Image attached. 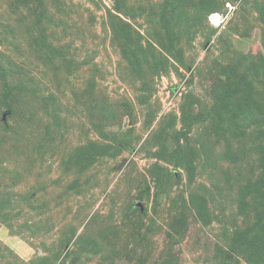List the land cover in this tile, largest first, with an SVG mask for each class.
<instances>
[{"label": "rangeland", "instance_id": "374dc122", "mask_svg": "<svg viewBox=\"0 0 264 264\" xmlns=\"http://www.w3.org/2000/svg\"><path fill=\"white\" fill-rule=\"evenodd\" d=\"M0 264H264V0H0Z\"/></svg>", "mask_w": 264, "mask_h": 264}, {"label": "water", "instance_id": "95a60500", "mask_svg": "<svg viewBox=\"0 0 264 264\" xmlns=\"http://www.w3.org/2000/svg\"><path fill=\"white\" fill-rule=\"evenodd\" d=\"M126 161H124L122 164L119 165V167H122L123 165H125ZM140 206H142L141 203H139ZM143 209V208H142Z\"/></svg>", "mask_w": 264, "mask_h": 264}, {"label": "clouds", "instance_id": "9594fccd", "mask_svg": "<svg viewBox=\"0 0 264 264\" xmlns=\"http://www.w3.org/2000/svg\"><path fill=\"white\" fill-rule=\"evenodd\" d=\"M214 24V22H212ZM215 25V24H214Z\"/></svg>", "mask_w": 264, "mask_h": 264}, {"label": "built area", "instance_id": "2783aa9c", "mask_svg": "<svg viewBox=\"0 0 264 264\" xmlns=\"http://www.w3.org/2000/svg\"><path fill=\"white\" fill-rule=\"evenodd\" d=\"M212 21H214V20H212Z\"/></svg>", "mask_w": 264, "mask_h": 264}]
</instances>
